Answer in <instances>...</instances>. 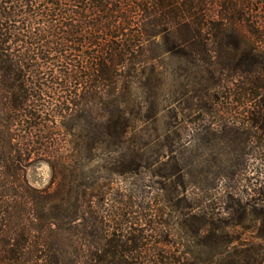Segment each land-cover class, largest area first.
Masks as SVG:
<instances>
[{
  "label": "trees",
  "instance_id": "1",
  "mask_svg": "<svg viewBox=\"0 0 264 264\" xmlns=\"http://www.w3.org/2000/svg\"><path fill=\"white\" fill-rule=\"evenodd\" d=\"M253 8L0 0V264L178 263L154 240L159 228L145 233L108 202L106 185L145 167L133 133L165 59L207 68L226 49L219 68H236L243 35L259 34ZM42 163L49 180L35 186L27 172Z\"/></svg>",
  "mask_w": 264,
  "mask_h": 264
},
{
  "label": "rangeland",
  "instance_id": "2",
  "mask_svg": "<svg viewBox=\"0 0 264 264\" xmlns=\"http://www.w3.org/2000/svg\"><path fill=\"white\" fill-rule=\"evenodd\" d=\"M251 2L259 34L243 35L236 68H219L226 49L207 68L165 59L133 133L145 167L106 185L133 225L160 229L177 264H264V0ZM27 177L44 186L49 167Z\"/></svg>",
  "mask_w": 264,
  "mask_h": 264
}]
</instances>
